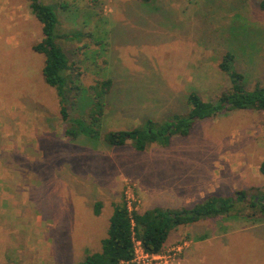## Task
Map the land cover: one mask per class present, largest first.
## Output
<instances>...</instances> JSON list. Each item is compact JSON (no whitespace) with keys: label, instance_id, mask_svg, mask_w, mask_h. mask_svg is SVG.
<instances>
[{"label":"rangeland","instance_id":"rangeland-1","mask_svg":"<svg viewBox=\"0 0 264 264\" xmlns=\"http://www.w3.org/2000/svg\"><path fill=\"white\" fill-rule=\"evenodd\" d=\"M258 1L43 0L57 5L56 33H78L55 39L74 62V84L113 80L100 136L70 139L42 76L44 56L32 50L40 22L27 0H0V264H75L99 251L121 194L143 211L189 208L239 189L241 213L180 226L182 264H264V215L248 206L264 188V111L198 119L189 135L144 151L101 137L182 113L190 91L213 99L230 84L218 68L227 51L248 88L264 82Z\"/></svg>","mask_w":264,"mask_h":264},{"label":"trees","instance_id":"trees-1","mask_svg":"<svg viewBox=\"0 0 264 264\" xmlns=\"http://www.w3.org/2000/svg\"><path fill=\"white\" fill-rule=\"evenodd\" d=\"M27 1L42 30V38L32 45V50L44 56L42 76L45 83L56 91L59 114L65 123L64 135L74 139L83 131L91 137H99L106 105L105 96L111 92L113 80L107 77L96 80L88 87L82 84L76 86L72 78L74 62L68 60L55 39L63 37L72 40L78 33L55 32L59 24L56 4L45 3L43 0ZM140 1L147 3L150 0ZM258 5L264 10V0H259ZM234 63V53L227 51L218 68L228 75L230 84L213 99L204 100L198 92L190 91L186 96V110L182 113L173 114L166 121L147 119L143 122V127L109 130L101 135L102 139L110 146H123L131 141L135 150L144 151L153 143L167 146L176 134L189 135L198 119L213 118L233 110L249 109L263 112L264 82H256L252 88H248L246 72H238L234 68ZM69 91L74 92L72 97L68 96ZM259 172L264 175V160L259 164ZM244 199L245 190L239 189L233 197L211 195L189 208L153 207L139 211L134 205L130 207L128 199L121 194L120 200L112 204L113 210L107 234L101 239V249L87 253L83 260L75 264L128 263L134 257L137 241L145 252L165 251L168 248L165 245L168 236L180 225L204 218L231 215L232 212L241 213L240 204ZM101 206L99 201L94 204L96 215L100 213ZM248 206L252 209L251 215L257 213L264 215V188H257L256 195L248 199Z\"/></svg>","mask_w":264,"mask_h":264},{"label":"built area","instance_id":"built-area-1","mask_svg":"<svg viewBox=\"0 0 264 264\" xmlns=\"http://www.w3.org/2000/svg\"><path fill=\"white\" fill-rule=\"evenodd\" d=\"M128 204L131 207L129 201ZM187 246V242L183 240L168 247L165 251L148 253L142 249L140 242L137 241L135 244L134 257L130 262L125 264H175Z\"/></svg>","mask_w":264,"mask_h":264},{"label":"crops","instance_id":"crops-1","mask_svg":"<svg viewBox=\"0 0 264 264\" xmlns=\"http://www.w3.org/2000/svg\"><path fill=\"white\" fill-rule=\"evenodd\" d=\"M205 198H207V197L204 196L201 198V200H204ZM195 222H197V221H195ZM190 224H192V223H190ZM186 225H188V224H186ZM180 226L182 227V225H180ZM180 226L177 229L173 230L172 231L173 233L171 232L172 234L170 233V235L168 236V238L165 242L166 247L173 246V245L181 242L180 240H182V238H186L184 236H182V238H179V236H181L183 234H187V233H184L183 230H180ZM175 233H176V235H175ZM183 253L180 255V257L178 258V260L175 264H182L186 260V257L183 256Z\"/></svg>","mask_w":264,"mask_h":264}]
</instances>
